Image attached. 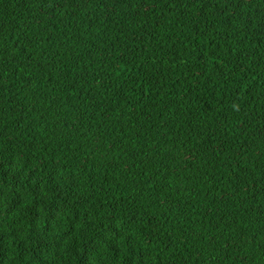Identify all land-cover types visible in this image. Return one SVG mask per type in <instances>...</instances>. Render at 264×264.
Returning <instances> with one entry per match:
<instances>
[{"label":"trees","instance_id":"obj_1","mask_svg":"<svg viewBox=\"0 0 264 264\" xmlns=\"http://www.w3.org/2000/svg\"><path fill=\"white\" fill-rule=\"evenodd\" d=\"M0 264H264V0H0Z\"/></svg>","mask_w":264,"mask_h":264}]
</instances>
